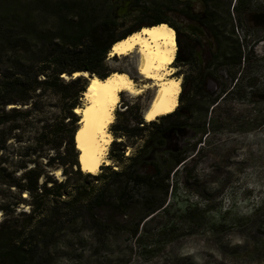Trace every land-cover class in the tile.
Wrapping results in <instances>:
<instances>
[{"label":"trees","instance_id":"1","mask_svg":"<svg viewBox=\"0 0 264 264\" xmlns=\"http://www.w3.org/2000/svg\"><path fill=\"white\" fill-rule=\"evenodd\" d=\"M127 1L132 10H141L139 16L119 15ZM147 9L143 0H0V264H48L64 244L61 238L70 239L76 226L105 233L115 225L99 217L104 207L126 211L141 205L134 215L133 233L139 234L151 218L146 219L164 206L172 176L195 158L192 131L205 132L210 124H195L196 115L209 114L210 104L205 110V104L198 105L217 97L198 87L187 99L181 97L173 113L155 121L142 118L139 101L127 106L119 116L134 117H118L111 129L127 139L111 145L114 166H102L95 175L81 169L75 110L89 80L74 74L110 76L102 73L108 54L140 30L124 27ZM227 15L231 19L230 9ZM152 23L167 22L156 16ZM211 31L218 44L217 67H241L247 57L235 27L216 16ZM134 138L142 145L126 156ZM60 170L65 180L56 178Z\"/></svg>","mask_w":264,"mask_h":264},{"label":"rangeland","instance_id":"2","mask_svg":"<svg viewBox=\"0 0 264 264\" xmlns=\"http://www.w3.org/2000/svg\"><path fill=\"white\" fill-rule=\"evenodd\" d=\"M143 1L148 7L146 13L129 19L124 28L138 24L144 25L141 28L149 27L156 16L167 20L180 5L201 7L198 0ZM211 3L224 25L235 27L247 58L241 67L224 64L217 85L212 82L209 86L213 90L217 86L216 102L206 99L198 105L205 104V110L210 104L209 114L205 116L203 111V115H196L195 124L198 127L205 122L210 124L205 132L192 131L190 142L196 143L192 153L195 158L186 169L182 167L172 176L164 206L146 219L151 218L141 226L139 234L133 233L138 220L134 215L142 209L141 205L131 204L126 211L104 207L98 211L99 217L115 227L105 233L92 231L90 225L74 227L70 239L61 238L64 244L52 253L48 264H264V0H211ZM207 4L210 10V3ZM229 9L231 19L227 15ZM222 12L227 19L221 18ZM175 41L177 50L170 72L177 70L174 65L177 32ZM138 64V55L111 58L108 54L102 70L106 74L129 73L142 90L141 95L121 94L110 126L113 141L127 140L117 138L111 131L120 122L118 117L125 120L134 117L119 114L139 101L140 115L146 121V109L156 96L154 83L139 75ZM167 78L181 82L179 107L183 79L177 73ZM85 104L83 96L81 107ZM141 145L140 139H130L126 156ZM110 150L111 146L106 159L108 165L114 166L109 159ZM55 175L59 180L66 178L61 170ZM84 182L79 184L87 187ZM3 218L0 211V220Z\"/></svg>","mask_w":264,"mask_h":264},{"label":"bare ground","instance_id":"3","mask_svg":"<svg viewBox=\"0 0 264 264\" xmlns=\"http://www.w3.org/2000/svg\"><path fill=\"white\" fill-rule=\"evenodd\" d=\"M176 50L175 30L165 23L144 27L117 42L111 49V58L138 55L139 75L152 81L157 89L145 112L147 122L169 115L178 107L181 82L167 78L172 74L169 67L174 62ZM131 77L129 73L118 72L105 79L94 77L85 92L86 104L75 110L81 116L75 140L81 151V169L85 173L95 175L102 165L109 164L106 156L114 140L110 126L114 123L120 96L122 93L139 95L142 92Z\"/></svg>","mask_w":264,"mask_h":264},{"label":"flooded vegetation","instance_id":"4","mask_svg":"<svg viewBox=\"0 0 264 264\" xmlns=\"http://www.w3.org/2000/svg\"><path fill=\"white\" fill-rule=\"evenodd\" d=\"M207 3H210V10ZM198 5L201 6L198 9L194 5H180L167 20H161L167 22L177 32L178 52L174 63L177 70L172 74L177 73V76L183 79L182 100L196 92L197 87L216 96L217 86L214 90L209 86L210 83L216 84L217 80H220L218 73L223 67L222 64L218 67L215 64L218 44L211 31L216 21V7L211 0H198ZM131 7L130 2L124 15L135 11ZM139 11L140 13L135 16L141 14V10ZM142 26L144 25H135L139 29Z\"/></svg>","mask_w":264,"mask_h":264},{"label":"water","instance_id":"5","mask_svg":"<svg viewBox=\"0 0 264 264\" xmlns=\"http://www.w3.org/2000/svg\"><path fill=\"white\" fill-rule=\"evenodd\" d=\"M130 4V1H127L126 3H125V5L124 6H122L121 8H120V10H119V15L120 16H123L125 13H127V11H126V9H127V6ZM140 13V11L139 10H135V11H131V14L132 15H138ZM160 24H162V23H160ZM168 24V23H167ZM157 25H159V24H156V25H150L149 27H153V26H157ZM169 25V24H168ZM144 28V27H143ZM173 28V27H172ZM142 29V28H141ZM140 29V30H141ZM175 30V29H174ZM137 32V31H136ZM130 36V35H129ZM127 38V37H126ZM122 40H124V39H122ZM122 40H120V41H122ZM120 41H118V42H120ZM116 44V43H115ZM114 44V45H115ZM113 45V46H114ZM113 48V47H112ZM77 73H80V74H78V76H84V77H86V78H88V80H89V85H90V83L92 82V80H93V76H89L87 73H86V75H85V73H81V72H77ZM78 76H75V74H74V77H78ZM88 88L89 87H87V89H86V91L88 90ZM85 91V92H86ZM85 92H84V94H83V96H85ZM80 116V115H79ZM80 119H81V116H80ZM79 129H80V127L78 128V130H77V132H76V134L78 133V131H79ZM76 134H75V139H76ZM75 142H77L76 140H75ZM76 146H77V143H76ZM78 149V148H77ZM79 151V150H78ZM79 162L81 163V151H79Z\"/></svg>","mask_w":264,"mask_h":264}]
</instances>
